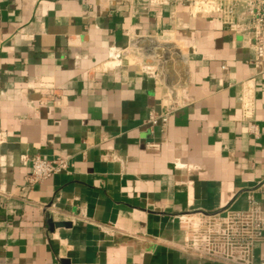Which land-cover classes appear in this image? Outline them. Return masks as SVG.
<instances>
[{
  "label": "crops",
  "instance_id": "crops-1",
  "mask_svg": "<svg viewBox=\"0 0 264 264\" xmlns=\"http://www.w3.org/2000/svg\"><path fill=\"white\" fill-rule=\"evenodd\" d=\"M252 39L188 0H0V264H222L181 250L179 218L264 206ZM128 47L161 85L132 63L103 71ZM177 92L182 107L151 128ZM34 156L72 168L31 190Z\"/></svg>",
  "mask_w": 264,
  "mask_h": 264
},
{
  "label": "built area",
  "instance_id": "built-area-1",
  "mask_svg": "<svg viewBox=\"0 0 264 264\" xmlns=\"http://www.w3.org/2000/svg\"><path fill=\"white\" fill-rule=\"evenodd\" d=\"M150 6L165 5L181 0H141ZM195 10L217 15L222 26L230 32H250L253 35L251 47L255 55L254 63L260 76L264 69V0H188ZM129 38V34H128ZM136 50L128 47L118 51L110 49L108 61L112 67L103 71L115 70L130 63V55L135 57V64L147 77L161 85L162 78L154 64L138 61ZM104 64V65H105ZM103 66V65H102ZM163 83V82H162ZM171 94V95H170ZM172 104L161 114L152 110L147 120L151 128L160 122L166 125L170 116L182 107L180 93H170ZM173 95V96H172ZM238 100L243 108H249V93L243 92ZM249 133L259 139L261 131L256 123H251ZM149 149H157L154 143L147 145ZM72 164L67 159H43L39 156L31 158V171L26 177V185L31 190L44 181L69 173ZM176 168H180L176 165ZM264 195V183L259 187ZM249 207L245 211L224 209L222 212L205 214L190 213L179 218L186 228V235L181 250L209 261L222 264H257L255 247L264 243V206L252 196L249 197ZM259 264H264L260 262Z\"/></svg>",
  "mask_w": 264,
  "mask_h": 264
},
{
  "label": "water",
  "instance_id": "water-1",
  "mask_svg": "<svg viewBox=\"0 0 264 264\" xmlns=\"http://www.w3.org/2000/svg\"><path fill=\"white\" fill-rule=\"evenodd\" d=\"M51 226L53 227H57V228H67V227H70V224H66V223H61V224H52L50 223Z\"/></svg>",
  "mask_w": 264,
  "mask_h": 264
},
{
  "label": "bare ground",
  "instance_id": "bare-ground-1",
  "mask_svg": "<svg viewBox=\"0 0 264 264\" xmlns=\"http://www.w3.org/2000/svg\"><path fill=\"white\" fill-rule=\"evenodd\" d=\"M175 47V46H174ZM170 52V51H169ZM176 52V51H175ZM135 62V61H134ZM112 67V63L111 64H105L104 66H103V70H106V69H108V68H111Z\"/></svg>",
  "mask_w": 264,
  "mask_h": 264
},
{
  "label": "rangeland",
  "instance_id": "rangeland-1",
  "mask_svg": "<svg viewBox=\"0 0 264 264\" xmlns=\"http://www.w3.org/2000/svg\"><path fill=\"white\" fill-rule=\"evenodd\" d=\"M129 59H130V63H132V64L136 63V62H134L135 61V57L134 56L130 55Z\"/></svg>",
  "mask_w": 264,
  "mask_h": 264
}]
</instances>
